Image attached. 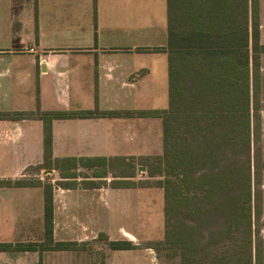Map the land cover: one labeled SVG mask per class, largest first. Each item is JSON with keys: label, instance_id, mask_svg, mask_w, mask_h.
<instances>
[{"label": "crops", "instance_id": "crops-1", "mask_svg": "<svg viewBox=\"0 0 264 264\" xmlns=\"http://www.w3.org/2000/svg\"><path fill=\"white\" fill-rule=\"evenodd\" d=\"M248 23L251 32L252 0H0V244L10 246L0 264H152L147 249H104L136 236L133 172L120 185L49 179V239L39 171L161 156L171 31L177 63L190 64L195 54L181 51L197 34L225 48Z\"/></svg>", "mask_w": 264, "mask_h": 264}, {"label": "rangeland", "instance_id": "rangeland-1", "mask_svg": "<svg viewBox=\"0 0 264 264\" xmlns=\"http://www.w3.org/2000/svg\"><path fill=\"white\" fill-rule=\"evenodd\" d=\"M260 10V28L264 44V0H261ZM261 53L263 54L261 55ZM261 53L258 54L257 60H251L250 66V149L240 145L238 147L240 150L237 151V146L234 143L244 137L246 114L241 111L235 113L231 111V109L243 107L244 73H240L239 77H236L233 85L236 89L235 93L232 89V82L230 87L229 82H226L228 88L227 86L224 88L225 85L222 82H216L208 92H204L203 94L210 93L206 94L211 95L210 103L207 102V97H201L199 104L196 105L195 102L192 105L191 109H197L200 112L195 115H189L183 111L189 108L187 101L191 96H187V94L193 91L196 94L193 83L189 85L191 84V79H189L187 82L188 92L183 91L179 104L184 113L180 115L176 123L177 134L180 138L185 140L186 137L187 141H193L195 146L200 143L205 155L208 156V153L211 155L212 150L216 149L209 159L212 162L208 161L207 163L208 169H204L206 173H218L221 172L222 167L226 170L227 166L242 165L251 174L253 202L257 207V211L253 207V262L255 263L257 256V260L264 264V52ZM255 61L259 62V65L253 66ZM190 116H194V120ZM191 126H200L198 127L201 130L200 135H193L195 136L193 137L191 136L192 132L187 133L186 130ZM197 131L196 129L195 133ZM216 164H220V168L212 169ZM55 166L60 172L56 170L46 174L41 170L39 171L41 178L39 182L48 183L50 179L51 181L55 180L56 184L88 185L98 182L105 185H120L123 184L122 179L125 175L134 173V184L137 190L135 195L136 236L131 242L118 241L124 242L125 248L113 246L111 241L105 239V251L111 248L147 249L152 254V264H192V262L213 264L217 258L229 255L226 249L231 250L232 248L234 253L236 249L243 251L245 248L244 236L247 237V231L244 228L239 230L236 236H233L232 240H228L226 244L215 245L212 243L213 239L217 240L223 236L221 234L223 231L220 229L225 223L226 217L224 216L227 211L226 208H221L220 203L219 205L217 202L216 204L207 203L205 198L203 201V199L200 200L194 196V201L188 203L184 199L185 201L181 203L171 219L172 224L167 225L166 198L163 188V171L165 169L163 154L140 159L131 158L130 160L65 159L56 160ZM197 175L199 174L197 173ZM60 176L75 179L57 181L61 178ZM92 177H103V180L95 181L92 180ZM198 206H203V208L197 209ZM170 229L172 235L168 233ZM172 229H175L176 232L173 233Z\"/></svg>", "mask_w": 264, "mask_h": 264}, {"label": "trees", "instance_id": "trees-1", "mask_svg": "<svg viewBox=\"0 0 264 264\" xmlns=\"http://www.w3.org/2000/svg\"><path fill=\"white\" fill-rule=\"evenodd\" d=\"M258 10L259 0H252V31L250 32L249 30V23L246 25V29L243 26L240 31H233L229 37H227L225 48L222 44L216 43L215 45L214 42H211V34H197L196 38L198 41L195 47L197 50L195 51V49L189 48L188 50L181 51V54H195L197 57L195 63H177L176 36L172 31L170 34L168 46L169 108L163 110V162L165 165L163 171V188L166 198L167 225L170 226V224H172L171 219L181 203L185 201L184 199H186L188 203L194 201L195 196L197 199H203V201L207 199V203L213 202L216 204L217 202L218 205L220 203L221 208H226L227 214L224 216L226 217L225 223L220 229V231H223L221 233L223 236L217 240L213 239L212 243H215V245L219 243L226 244L228 240H232L233 236H236L239 230L244 228L247 231V237L245 238L244 236V242L246 244H244L245 248H243V251L236 249L233 253L232 248L231 250L226 249L229 255L223 256L222 258H215L216 261L213 264H227V262L228 264H261L257 260V256L254 263L252 255L253 207L255 211H257V207L254 206L253 202L251 174L247 172L242 165L236 167L227 166L226 170L222 167L221 172L218 173H206L204 169H208L207 163L208 161H210V163L212 162L209 159L210 156L213 155V152H216V149L212 150L211 155L208 153L207 156L200 143L195 146V143L193 141H187L186 137L185 140H182L177 134L178 127L176 121L184 112L189 113V115L200 113L197 109H191L193 107L192 105L195 102L196 105L199 104L201 97H207L206 100L210 103L211 95H206L210 93H203L208 92L216 82H222V84L225 85L223 86L224 88L227 86L226 82H229V87L232 82V89H234L235 93L236 89L233 85L236 77L238 78V74L244 73L245 82L243 85H245V93L243 96L244 101H242L243 107L240 109H231V111L232 113L241 111L246 114L244 137L242 140L238 139V142L234 143L235 146H237V151L240 150V148H238L240 145L250 149V66L251 60H257L258 54L264 52V45L260 44ZM251 51L253 52L252 54ZM256 65H259V62L255 61L253 63V66ZM189 79H191V84L189 85L193 83V87L195 88L193 89L196 90V94L194 91L187 94V96H191L187 101L189 108L183 110V112L179 107L180 98L181 95H183V91L188 92L189 85H187V82ZM194 98L195 101L193 102ZM240 99L242 100V96ZM90 113L92 112H84L82 115ZM155 113L159 114L160 112ZM53 115L54 114H49L45 118V144L47 153L50 152L51 147L50 122L52 118L55 117ZM190 117L194 120V116ZM198 127L200 126H191L186 132H192L191 136L200 135L201 130ZM196 129L198 131L195 133ZM215 162L218 163L216 160ZM219 168L220 164H216L212 167V169L215 170ZM197 173L199 175H197ZM6 183L9 184L11 182L7 181ZM44 189L46 233L47 237L52 239L54 208L53 184L45 183ZM200 208L202 209L203 206L197 207V209ZM172 232L175 233V229H172ZM168 233L171 234V229ZM111 245H116V247L119 248L126 247L124 242L118 241H111ZM9 247V244H0V250ZM30 248L32 247L30 246ZM246 251L247 253H245ZM192 264L195 263L192 262Z\"/></svg>", "mask_w": 264, "mask_h": 264}, {"label": "water", "instance_id": "water-1", "mask_svg": "<svg viewBox=\"0 0 264 264\" xmlns=\"http://www.w3.org/2000/svg\"><path fill=\"white\" fill-rule=\"evenodd\" d=\"M140 170H142V168H139ZM49 171H51V170H49Z\"/></svg>", "mask_w": 264, "mask_h": 264}]
</instances>
